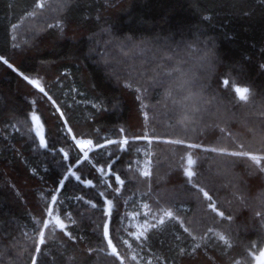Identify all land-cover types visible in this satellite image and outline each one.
<instances>
[{"label": "trees", "instance_id": "obj_1", "mask_svg": "<svg viewBox=\"0 0 264 264\" xmlns=\"http://www.w3.org/2000/svg\"><path fill=\"white\" fill-rule=\"evenodd\" d=\"M130 199L159 215L139 238ZM263 248L264 0H0V264Z\"/></svg>", "mask_w": 264, "mask_h": 264}, {"label": "rangeland", "instance_id": "obj_2", "mask_svg": "<svg viewBox=\"0 0 264 264\" xmlns=\"http://www.w3.org/2000/svg\"><path fill=\"white\" fill-rule=\"evenodd\" d=\"M33 124H34V129L38 134V136L39 135L44 136V128H43L44 126L39 117L37 120H33ZM86 142L88 144L87 148L78 146L80 149L84 151L85 156L88 155V151L91 149L89 142L88 141ZM143 168L147 170L148 173L150 172L151 165L148 159H146L143 162ZM189 175H192V173L189 172ZM128 208L129 211L127 213L128 219L126 221V225L129 229V235L130 232H132V235L137 238L146 235L147 231L156 223V220H158L157 218L158 213L151 211L148 207V204L146 203L142 204V202L135 201L133 199L129 200Z\"/></svg>", "mask_w": 264, "mask_h": 264}, {"label": "snow or ice", "instance_id": "obj_3", "mask_svg": "<svg viewBox=\"0 0 264 264\" xmlns=\"http://www.w3.org/2000/svg\"><path fill=\"white\" fill-rule=\"evenodd\" d=\"M2 62H3V63H9L7 60H3ZM24 79H25V81H26L30 86H32L33 88L37 89L40 93H42V94L48 96V93L46 92L45 87H43V86L41 85V83H40L39 80H36V79H30V78H29L28 76H26V75L24 76ZM31 119H32V120H37V119H38V116L33 115ZM34 131H35V129H34ZM37 137H38V139H39L40 146H41L42 148H47L48 145H47V143H46V138L43 137L42 135H39V136H37ZM65 155H66V154H65Z\"/></svg>", "mask_w": 264, "mask_h": 264}, {"label": "water", "instance_id": "obj_4", "mask_svg": "<svg viewBox=\"0 0 264 264\" xmlns=\"http://www.w3.org/2000/svg\"><path fill=\"white\" fill-rule=\"evenodd\" d=\"M238 93H239L240 97H243V95L245 94V91L239 90ZM117 179H118V182L122 183L119 178H117ZM93 206H95V204H93ZM106 213L111 215L113 212L111 209L110 210L107 209ZM62 228H63L62 225L59 224V229H62ZM254 264H264V248H263L261 254H259L255 257Z\"/></svg>", "mask_w": 264, "mask_h": 264}, {"label": "bare ground", "instance_id": "obj_5", "mask_svg": "<svg viewBox=\"0 0 264 264\" xmlns=\"http://www.w3.org/2000/svg\"><path fill=\"white\" fill-rule=\"evenodd\" d=\"M83 144H84V146H86V145H87V142H86V141H84V143H83Z\"/></svg>", "mask_w": 264, "mask_h": 264}]
</instances>
